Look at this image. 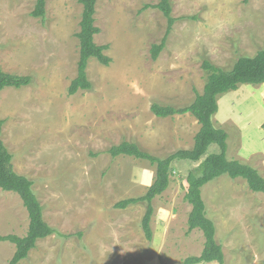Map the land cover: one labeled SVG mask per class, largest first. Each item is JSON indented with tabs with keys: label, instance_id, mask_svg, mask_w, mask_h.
<instances>
[{
	"label": "rangeland",
	"instance_id": "374dc122",
	"mask_svg": "<svg viewBox=\"0 0 264 264\" xmlns=\"http://www.w3.org/2000/svg\"><path fill=\"white\" fill-rule=\"evenodd\" d=\"M158 1H97L95 43L109 46L111 63L90 59L91 90L69 96L78 61L79 1L46 0L42 21L31 16L36 0H0V67L33 78L28 86L0 92L1 141L14 170L33 182L46 223L68 235L39 241L21 264H181L201 253L202 233H186L191 207L184 200L187 174L197 173L199 163L172 164L169 188L152 202L153 237L147 241L141 229L146 203L114 206L143 196L155 167L106 151L123 141L157 157L190 149L194 120L157 118L150 106L192 102L205 84L204 60L229 70L239 57L264 50V0H171L176 22L153 61L150 49L161 42L166 20L143 7ZM236 91L232 121L222 107L214 124L227 133V158L251 164L264 177V154L258 153L264 152V87ZM217 153L212 144L206 155ZM202 199L225 264H264V195L241 178L222 175L202 188ZM27 229L20 198L0 189V236L23 237ZM14 251L1 242L0 264Z\"/></svg>",
	"mask_w": 264,
	"mask_h": 264
},
{
	"label": "trees",
	"instance_id": "16d2710c",
	"mask_svg": "<svg viewBox=\"0 0 264 264\" xmlns=\"http://www.w3.org/2000/svg\"><path fill=\"white\" fill-rule=\"evenodd\" d=\"M82 7L79 32L76 38L79 42L76 77L67 88L69 96L79 91H89L92 85L87 77V66L90 59H95L102 66H109L111 58L105 52L108 45L95 43V36L100 29L95 25V8L98 0H78ZM144 10H158L166 20V31L159 44L150 49V57L156 61L165 47L166 40L172 31L176 19L172 17L171 0H159L155 5H145ZM31 16L44 21L46 16V0H36ZM205 72V84L202 93H196L192 102L187 105L172 106L152 103L151 113L157 118H168L175 115H191L198 123L199 130L194 136V143L190 149H179L164 157H157L143 150L135 142L123 141L111 146L106 152L112 157H132L147 161L155 167V179L146 193L137 198L122 200L115 204L116 209H126L131 205L146 203V210L141 221V229L147 241H152L151 219L154 214L153 200L164 193L170 185L173 173L172 164L176 161L199 163L197 173L190 171L185 179L187 183L184 200L191 210L187 218V234L194 230L202 233L204 245L198 256H189L181 264H225L222 246L215 238V225L207 217L206 206L202 199V188L209 182L227 175L231 179L241 178L246 181L247 187L254 193L264 195V177L251 164L228 159L227 133L216 127L214 117L218 112L219 98L229 92L236 91L241 85L264 84V50L258 51L253 57H239L229 70L218 68L208 60L201 65ZM33 78L28 75H16L4 71L0 67V92L6 88L19 89L32 83ZM4 122L0 120V189L15 193L22 202L28 216V229L23 237L16 235L0 236L1 242H8L15 246L12 258L7 264H18L26 259L38 240L51 235H62L52 229L44 220L43 208L33 190V182L26 176L18 174L13 168V156L1 141ZM219 147V153L206 155L210 145ZM97 155V154H94ZM92 155V156H94ZM78 233L77 236H81Z\"/></svg>",
	"mask_w": 264,
	"mask_h": 264
},
{
	"label": "crops",
	"instance_id": "0c3cea01",
	"mask_svg": "<svg viewBox=\"0 0 264 264\" xmlns=\"http://www.w3.org/2000/svg\"><path fill=\"white\" fill-rule=\"evenodd\" d=\"M262 86L264 87V84H262ZM237 91L235 92V91H233V92H231V93H229V99H225V98H219V101H218V106H219V104L221 105V109H218L219 111H220V113H221V110H222V107H225V108H227V110H228V116H227V119H229V121H232V109H233V107L231 106V104H230V99H232V98H234L235 97V95H237ZM232 104H234L233 102H232ZM219 114L217 113V115L216 116H218ZM216 116H215V118H216ZM171 118H176V121H182V120H187L188 122H190L189 121V119H193L194 120V123H196L197 125H198V123H197V121L194 119V118H192L189 114H184V115H175V116H172ZM215 120V119H214ZM234 121V120H233ZM199 125H198V128H197V131L195 132V134H194V136L196 135V133L198 132V130H199ZM194 136H193V138H194ZM166 138H167V136L166 135H163L162 136V140L164 141V140H166ZM192 138V142L194 143V139ZM163 143H165V142H163ZM193 146V144L191 145V147ZM257 152V151H256ZM256 152H253V153H256ZM258 153H261V154H264V152H258ZM246 158V157H245ZM241 159V158H240ZM237 160H239V159H237ZM263 160H264V158H263ZM240 161H242V160H240ZM244 162V161H243ZM42 240H44V239H42ZM39 241H41V240H38L37 241V243L39 242ZM37 243H36V246H37ZM33 251V250H32ZM32 251H30V253L32 252ZM30 253H29V255H28V257L26 258V259H24V260H22V261H20L18 264H21L22 262H25L26 260H28L29 259V256H30Z\"/></svg>",
	"mask_w": 264,
	"mask_h": 264
}]
</instances>
